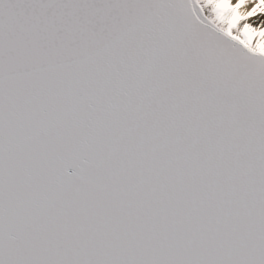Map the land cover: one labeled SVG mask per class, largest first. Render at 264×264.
Listing matches in <instances>:
<instances>
[{
    "label": "snow or ice",
    "instance_id": "6c2138e0",
    "mask_svg": "<svg viewBox=\"0 0 264 264\" xmlns=\"http://www.w3.org/2000/svg\"><path fill=\"white\" fill-rule=\"evenodd\" d=\"M0 264H264V0H0Z\"/></svg>",
    "mask_w": 264,
    "mask_h": 264
}]
</instances>
